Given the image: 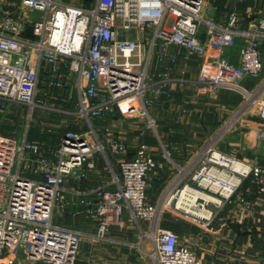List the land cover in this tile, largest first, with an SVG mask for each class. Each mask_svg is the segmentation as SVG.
<instances>
[{
	"label": "built area",
	"instance_id": "2783aa9c",
	"mask_svg": "<svg viewBox=\"0 0 264 264\" xmlns=\"http://www.w3.org/2000/svg\"><path fill=\"white\" fill-rule=\"evenodd\" d=\"M208 0H96L91 8L64 4L60 0H22L31 11L41 13L36 30L38 42L21 38V24L10 16L0 18V107L4 104L47 108L41 100V84L50 88L76 89L78 116L91 123L105 118L119 108L127 116L146 119L149 128L156 122L149 109L155 100L168 93L173 79L161 74L151 76L146 61L141 59L142 45L134 39L121 37V31H152L153 46L157 41L185 49L189 55L209 57L213 62L210 78L199 81L200 89L209 86L238 87L248 77L263 72L261 52L264 50V18L243 29L236 11L228 14V25L222 27L204 16ZM243 2L245 0H235ZM204 35V37H203ZM243 40L238 52L239 64L231 63L229 50ZM48 69V70H47ZM47 70V79L41 71ZM262 89L247 94L245 108L254 106L264 119ZM1 110V108H0ZM2 111V110H1ZM114 154L126 156V145L106 130ZM199 168L182 183L181 175L168 187V203L176 210L192 213L199 203V190L211 192L221 204L237 200L249 209L252 203L239 193L251 175L264 194L263 170L247 168L225 154L206 148ZM104 156L105 146L93 128L65 132L56 152L57 162L47 163L42 178H30L22 168L35 156L41 157L39 141L24 136L8 137L0 130V259L21 255L33 264H76L82 235L79 231L54 223L55 211L62 197L68 176L83 179L86 167H96L94 155ZM35 161V160H34ZM156 162L141 145L132 160L120 163V177L114 175L115 190L95 189L94 202L86 203V215L96 223L93 238L107 239L109 229L128 214L137 225L142 244L148 241V252L155 264H202L195 251L180 244L178 235L159 225L161 205L147 200L148 178ZM214 214L203 223L209 227ZM140 221L150 223L145 233Z\"/></svg>",
	"mask_w": 264,
	"mask_h": 264
},
{
	"label": "crops",
	"instance_id": "0c3cea01",
	"mask_svg": "<svg viewBox=\"0 0 264 264\" xmlns=\"http://www.w3.org/2000/svg\"><path fill=\"white\" fill-rule=\"evenodd\" d=\"M95 1L63 3L91 8ZM232 11L239 14L243 29L250 28L264 18V0H208L204 16L225 27L228 25V14ZM5 15L20 22L21 38L31 42L40 41L41 35L36 30L40 12L31 11L22 0H0V18ZM120 34L123 38L141 43L140 56L142 61L147 62L151 76L158 79L161 74H168L173 79L168 93L158 97L149 109L156 122L154 129L148 127L146 119L129 117L119 108L105 118L92 119L91 123L84 121L76 112V89L72 86L64 90L50 88L43 83L38 95L41 100L60 101L65 107L71 105V109L53 110L83 120L80 126L76 123L66 124L65 132L73 128L80 132L93 128L105 146L106 156L96 153V167H86L83 179L71 176L65 178L62 197L55 211L56 225L77 230L82 235L76 264H148V259L155 264L148 254L152 249L151 244L145 241L142 249L138 247L141 244L140 232L128 214H124L119 224L110 227L106 240L96 241L93 238L96 223L85 213L86 203L97 199L95 189H116L112 179L114 175L120 177L121 161L134 159L143 144L156 162V168L148 178L147 201L156 206L161 205L159 225L175 232L180 244L195 251L202 264H264V194L260 193V185L254 176L244 181L239 192L246 201L252 203L249 209L237 200L232 203L223 201L221 204L218 196L199 190L195 193L199 203L187 215L182 210H176L174 202L171 201L170 205V196H166L168 187L181 175L182 169L181 181L185 183L199 168L203 151L209 147L247 168H261L264 180V119L254 106L245 108V95L256 93L264 87V50L261 52L263 72L259 77L248 76L238 87L209 86L200 89L199 81H207L213 68L209 57L189 55L185 49L164 45L161 41L153 46L152 31L132 29L121 31ZM242 44L243 40L238 39L229 50L234 65L239 64L238 52ZM47 70L41 71L42 80L48 78ZM261 96L264 97V90ZM37 109L43 108L36 107L31 112L27 108L31 119ZM2 112L3 109L0 114ZM31 126L29 123L25 132L18 136L25 135L29 141L38 140L40 155L46 163L36 161L32 155L23 166L22 173L40 179L46 164L57 162L56 152L65 132L61 136L54 135L55 144L50 145L53 138L49 139L48 133H44L48 128H42L40 122L37 126L43 132L32 135ZM0 130L5 136L17 137L1 127ZM106 130H110L115 139L126 145V156L112 152ZM7 199L8 196L3 195L1 206L6 204ZM212 214L214 218L209 227L203 226ZM140 226L145 233L151 229L150 223L145 221H140ZM27 263L21 255L9 254L0 259V264Z\"/></svg>",
	"mask_w": 264,
	"mask_h": 264
},
{
	"label": "rangeland",
	"instance_id": "374dc122",
	"mask_svg": "<svg viewBox=\"0 0 264 264\" xmlns=\"http://www.w3.org/2000/svg\"><path fill=\"white\" fill-rule=\"evenodd\" d=\"M62 1L65 3H73V4H78L81 2V0H62ZM45 105H47L46 106L47 108L37 109L34 113L33 119H31L28 113L29 110L27 111V108L14 104H4L0 107L1 110L2 109L4 110V112L0 114V127L4 131L11 132L13 135L18 136L21 135L22 132L24 133L25 127L28 126L29 123H31L32 128L30 132L32 135H34L40 132L39 127L37 125L41 122L42 128L43 127L48 128L47 130L44 131V133H48L49 139L53 138L52 142L49 143L50 145H53V143L55 144L54 135L61 136L63 132H65L64 126L66 124L71 125L76 123L77 126L83 124V120L81 121V119L77 118V116L75 117L71 115H65L63 113L53 110V109H57V110L71 109L72 108L71 105H67V107H65L62 102L60 101L54 102L51 100L45 102ZM27 264H33V263H27ZM148 264H152V262L149 259H148Z\"/></svg>",
	"mask_w": 264,
	"mask_h": 264
}]
</instances>
